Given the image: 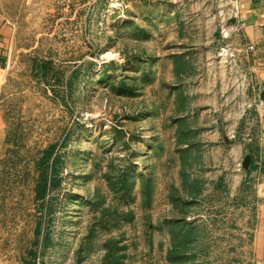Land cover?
Masks as SVG:
<instances>
[{"label": "rangeland", "instance_id": "1", "mask_svg": "<svg viewBox=\"0 0 264 264\" xmlns=\"http://www.w3.org/2000/svg\"><path fill=\"white\" fill-rule=\"evenodd\" d=\"M230 15L0 0V264H256L264 134Z\"/></svg>", "mask_w": 264, "mask_h": 264}, {"label": "crops", "instance_id": "2", "mask_svg": "<svg viewBox=\"0 0 264 264\" xmlns=\"http://www.w3.org/2000/svg\"><path fill=\"white\" fill-rule=\"evenodd\" d=\"M230 26L227 34L240 36L241 48L248 54L250 67L257 69L252 81L253 95L249 107L256 117L258 129L264 134V0H228ZM10 27L0 16V69L7 60L6 45ZM254 111V112H253ZM4 125L0 117V146L4 140ZM256 264H264V201L258 209V224L254 236Z\"/></svg>", "mask_w": 264, "mask_h": 264}, {"label": "trees", "instance_id": "3", "mask_svg": "<svg viewBox=\"0 0 264 264\" xmlns=\"http://www.w3.org/2000/svg\"><path fill=\"white\" fill-rule=\"evenodd\" d=\"M44 158V157H43ZM253 165V161L251 162V166Z\"/></svg>", "mask_w": 264, "mask_h": 264}]
</instances>
